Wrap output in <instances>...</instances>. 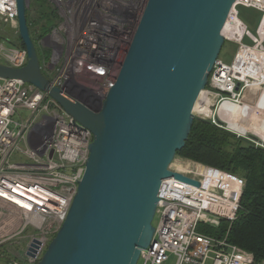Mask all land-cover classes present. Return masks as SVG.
<instances>
[{"label":"built area","instance_id":"2783aa9c","mask_svg":"<svg viewBox=\"0 0 264 264\" xmlns=\"http://www.w3.org/2000/svg\"><path fill=\"white\" fill-rule=\"evenodd\" d=\"M46 1L59 19L39 40L49 50L48 59L39 61L40 70L51 87L96 111L116 79L147 0ZM238 8L260 15L255 34L239 20ZM226 25L224 38L237 49L229 65L219 58L214 64L201 100L209 101V113L198 116L264 149L263 135L243 126V116V127L230 124L244 108L264 113V0H235ZM4 27L18 30L15 0H0ZM26 62L25 49L0 41L1 65L21 68ZM22 112L28 116L23 118ZM92 140L91 132L47 93L0 78V264H38L67 216ZM187 167L180 171L171 164L169 169L199 186L175 179L161 183L152 243L141 251L137 264H166L171 256L175 264H264L228 243L226 236L213 238L197 230L199 225L218 227L221 221L236 219L244 181L199 163Z\"/></svg>","mask_w":264,"mask_h":264},{"label":"water","instance_id":"95a60500","mask_svg":"<svg viewBox=\"0 0 264 264\" xmlns=\"http://www.w3.org/2000/svg\"><path fill=\"white\" fill-rule=\"evenodd\" d=\"M15 2L27 62L0 64V78L47 93L93 136L67 216L38 264H137L152 243L161 183L199 186L169 168L188 139L235 0H147L98 111L50 86L27 25L28 1Z\"/></svg>","mask_w":264,"mask_h":264},{"label":"trees","instance_id":"16d2710c","mask_svg":"<svg viewBox=\"0 0 264 264\" xmlns=\"http://www.w3.org/2000/svg\"><path fill=\"white\" fill-rule=\"evenodd\" d=\"M38 1L30 7L33 15L27 9L26 18L41 62L48 59L49 50L42 48L39 40L56 26L59 18L46 0ZM8 43L24 49L19 37L14 43L8 39ZM176 156L237 175L244 181L236 219L231 223L221 221L218 227L199 225L197 230L216 238L226 235L228 243L250 253L256 263H264V149L235 138L209 121L194 119L185 146Z\"/></svg>","mask_w":264,"mask_h":264},{"label":"rangeland","instance_id":"374dc122","mask_svg":"<svg viewBox=\"0 0 264 264\" xmlns=\"http://www.w3.org/2000/svg\"><path fill=\"white\" fill-rule=\"evenodd\" d=\"M38 2H39L38 0H29V10H30L31 15H33V11L34 10H32V8H30V7L35 6ZM39 5H40V3H39ZM237 11H238V18H239V20L247 26V29L252 34H255V32L257 30V26L259 25V22H260V15L258 13H256V12H254V11L246 10V9H242V8H238ZM0 36H4L6 38H9V40H11L12 43L16 42L17 37H19L18 36V30L15 29V28H11V27H5L3 29L0 28ZM222 47L223 48L220 51L219 59L222 61V63H224L226 65H229L232 62V60H233V57H234V54H235L237 45L236 44H233V43L225 42V44ZM82 80H85L86 81L85 78H83ZM79 81L81 83L87 85V83L81 81V78L79 79ZM97 106L98 105H96V111H98L100 109V108H98L99 106L98 107ZM196 109L197 108H195L194 111H198ZM92 111H95V110H92ZM193 114L195 115V119H201V118H199L198 114H195V113H193ZM262 114L263 113H261L258 116H261ZM21 116L23 118H26V116H28V114L27 113L25 114L24 112H22L21 113ZM245 119H247V118H245ZM245 119H242L243 122H244ZM15 120L18 121L17 118H15ZM206 121H208V120H206ZM248 124L249 125H252V123H250V121H248ZM248 137H250V134L248 135ZM244 141H247V140L244 139ZM249 143H250V141H249ZM191 162H193V161L184 159L181 156H176L175 159H174V161L172 162V166H173V168L178 169L177 166H181L183 168L186 165H189L190 164V166H192V165H194V163H196V162H193V163H191ZM187 169H188V167L186 166V168H184L183 171H186ZM214 169H216V168H214ZM235 176H237V175H235ZM156 222H157V217H155L153 219V222H152V225L154 227L156 226ZM201 227H204L205 228L207 226L205 224V225H202ZM213 238H216V237H213ZM14 256L16 258L20 259L22 257V254L21 253H14ZM173 258L174 257L171 256L168 259V261L166 262V264H175V259H173Z\"/></svg>","mask_w":264,"mask_h":264},{"label":"bare ground","instance_id":"6f19581e","mask_svg":"<svg viewBox=\"0 0 264 264\" xmlns=\"http://www.w3.org/2000/svg\"><path fill=\"white\" fill-rule=\"evenodd\" d=\"M233 11L230 13V17H232L233 16ZM230 17H229V19H230ZM229 19H228V22H229ZM227 22V23H228ZM226 28H227V25L225 26V28H224V30H223V36H224V34H225V31H226ZM239 29V25L237 24V26H236V30H238ZM203 91L200 93V95H199V97H198V99H197V101H196V103H195V106H194V109H193V111L195 110V108H197L196 110H198V111H194V113L195 114H199V115H203V116H207L208 115V113H209V110H208V105H209V101H207V100H204V101H202L201 102V100H202V98H203ZM98 107V106H97ZM239 111H240V109H239ZM235 116H234V119L237 121V122H234V120L233 121H231L230 122V124H232L231 125V127H234V128H239L240 126H245V127H248V128H253V129H256V132H258V134H260L261 136L263 135V137H264V113L261 115V116H258V113H257V111L256 110H254L253 112H251V113H248V110L246 109V108H244V109H241V113H239V115L237 114H234ZM244 117V118H247V119H245L244 120V122H242L241 121V123H242V125L239 123L240 122V118L241 117ZM248 121H250V123H252V125H249L248 124ZM256 122V123H255ZM242 126V127H243ZM252 130V129H251ZM264 139V138H263ZM187 166V165H186ZM186 166L185 167H181V166H177L178 167V170H183L184 168H186ZM232 181L230 180V181H228V183H227V186L228 187H230V186H232Z\"/></svg>","mask_w":264,"mask_h":264},{"label":"crops","instance_id":"0c3cea01","mask_svg":"<svg viewBox=\"0 0 264 264\" xmlns=\"http://www.w3.org/2000/svg\"><path fill=\"white\" fill-rule=\"evenodd\" d=\"M4 28H5V27H4ZM8 39H9V38H8ZM8 39H7V38L4 39V36H0V41H1V42H6V43H7V42H8ZM225 42H228V41L225 40ZM225 42H224V44H225ZM228 43H231V42H228ZM8 44H9V43H8ZM224 44H223V45H224ZM222 48H223V47H222ZM236 49H237V48H236ZM221 50H222V49H221ZM235 52H236V51H235ZM218 58H219V57H218ZM261 149H262V148H261ZM225 236H226V235L220 237L219 239H222V238H224ZM173 259H174V258H173Z\"/></svg>","mask_w":264,"mask_h":264}]
</instances>
